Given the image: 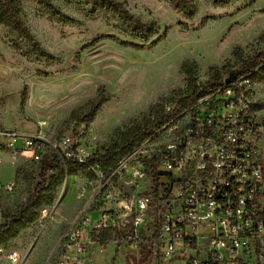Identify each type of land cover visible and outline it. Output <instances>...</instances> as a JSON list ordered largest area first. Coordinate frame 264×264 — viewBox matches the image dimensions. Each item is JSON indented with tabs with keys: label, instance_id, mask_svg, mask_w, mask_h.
Returning <instances> with one entry per match:
<instances>
[{
	"label": "rangeland",
	"instance_id": "obj_1",
	"mask_svg": "<svg viewBox=\"0 0 264 264\" xmlns=\"http://www.w3.org/2000/svg\"><path fill=\"white\" fill-rule=\"evenodd\" d=\"M115 1L146 24L157 23L158 33L146 44L167 30L166 36L142 50L122 45L143 42L131 36V26L121 14L96 0H16L40 48L10 27L0 26V183L15 182L6 209H16L34 191L42 158L7 147L5 132L42 131L48 141L57 142L69 135L106 152L120 140V132L152 117L153 104L177 98L178 89L186 91L187 78L181 70L185 60L197 62L195 77L202 83L215 71L227 77L230 70H237L235 46L250 55L264 51V41L258 42L264 34V0L226 4L189 0L197 9L192 18L176 11L170 0ZM252 78L255 111L264 118V78ZM101 88L110 100L94 121L77 125L72 113L95 99ZM21 146L19 140L16 147ZM45 155L56 156L48 146ZM47 176L50 183L58 171L50 169ZM86 177L83 170L66 176L54 203L44 206L49 218L38 219L5 243L27 256L25 264L46 260L80 206ZM101 248L102 244L91 246L88 264H153L147 250L134 251L115 242L104 251ZM0 264L11 263L0 258Z\"/></svg>",
	"mask_w": 264,
	"mask_h": 264
},
{
	"label": "built area",
	"instance_id": "obj_2",
	"mask_svg": "<svg viewBox=\"0 0 264 264\" xmlns=\"http://www.w3.org/2000/svg\"><path fill=\"white\" fill-rule=\"evenodd\" d=\"M253 89L250 73L224 81L110 167L99 161L106 152L78 138L5 132L9 148L41 159L48 146L86 170L80 206L43 264H88L91 246L110 242L147 250L153 264H264V118ZM14 188L0 183V226ZM47 218L44 207L39 220ZM0 258L25 264L27 256L0 244Z\"/></svg>",
	"mask_w": 264,
	"mask_h": 264
},
{
	"label": "trees",
	"instance_id": "obj_3",
	"mask_svg": "<svg viewBox=\"0 0 264 264\" xmlns=\"http://www.w3.org/2000/svg\"><path fill=\"white\" fill-rule=\"evenodd\" d=\"M44 1L48 2V0H43V2ZM78 1L83 2L85 0ZM96 1L101 2L104 6L121 14L131 26V36L143 42V44H140L123 41L121 44L124 46H130L139 50L150 48L155 46L167 34L166 30L158 39L146 44L150 41L153 35L159 31L156 22L146 24L140 18L133 15L123 4L115 0ZM212 1L217 4H226L231 0ZM170 2L176 11L185 14L188 18L194 17L197 13L196 7L189 0H170ZM1 25L10 27L21 37L34 44L36 48H40L37 39L23 20L20 7L16 0H0V26ZM115 40L117 39L115 38ZM263 41L264 34L260 36L258 42ZM232 54L240 62L237 67L238 75L250 73L253 77L260 76L261 79L264 78V51H259L254 55H250L247 54L243 48L235 46ZM197 67L198 64L196 61L185 60L182 63L181 70L186 75L187 86L186 91L178 89L175 92L178 97L171 99V101L177 103L176 109L172 112L164 110V104L169 99H162L161 101L153 104L151 106L152 117L145 118L141 123L134 122L135 125L120 132V140L107 149L105 155L99 159L105 167L114 165L117 159L130 152L136 145L140 144L144 139L153 134L174 113L179 112L185 107L195 103L200 96L222 84L226 78L219 72L215 71L208 81L200 83L195 77ZM110 98V94H107L104 89L101 88L95 99L72 113V119L76 121L77 125L82 122L94 121L97 112L101 109L103 104L110 100ZM50 169L58 171V178L50 183H47V175ZM80 170L86 172L85 168L76 163L74 160H67L64 163L57 156L50 157L49 155H44L42 158L40 180L34 191L28 195L26 200L13 210L6 209L5 207V201L8 195L12 192L6 194L4 197L3 202L7 223L0 226V244L6 245L5 243L19 236L24 229L37 221L39 219L41 209L45 205H52L54 203L57 197V187L62 183L63 179L66 176L70 177L77 174Z\"/></svg>",
	"mask_w": 264,
	"mask_h": 264
},
{
	"label": "water",
	"instance_id": "obj_4",
	"mask_svg": "<svg viewBox=\"0 0 264 264\" xmlns=\"http://www.w3.org/2000/svg\"><path fill=\"white\" fill-rule=\"evenodd\" d=\"M238 76V71L236 69H232L229 75L224 79L225 83H230L235 80Z\"/></svg>",
	"mask_w": 264,
	"mask_h": 264
}]
</instances>
